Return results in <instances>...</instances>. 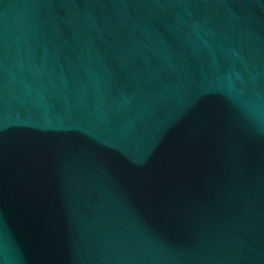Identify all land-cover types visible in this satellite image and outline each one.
I'll return each instance as SVG.
<instances>
[{"label": "water", "instance_id": "1", "mask_svg": "<svg viewBox=\"0 0 264 264\" xmlns=\"http://www.w3.org/2000/svg\"><path fill=\"white\" fill-rule=\"evenodd\" d=\"M0 264H264V0H0Z\"/></svg>", "mask_w": 264, "mask_h": 264}]
</instances>
